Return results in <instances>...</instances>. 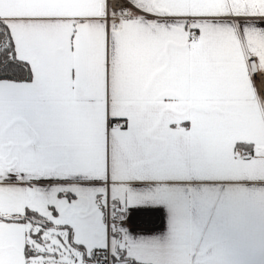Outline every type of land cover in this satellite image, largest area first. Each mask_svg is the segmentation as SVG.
<instances>
[{
	"label": "snow or ice",
	"instance_id": "snow-or-ice-1",
	"mask_svg": "<svg viewBox=\"0 0 264 264\" xmlns=\"http://www.w3.org/2000/svg\"><path fill=\"white\" fill-rule=\"evenodd\" d=\"M190 180L264 203V0H0V264H221Z\"/></svg>",
	"mask_w": 264,
	"mask_h": 264
},
{
	"label": "crops",
	"instance_id": "crops-1",
	"mask_svg": "<svg viewBox=\"0 0 264 264\" xmlns=\"http://www.w3.org/2000/svg\"><path fill=\"white\" fill-rule=\"evenodd\" d=\"M255 184L183 181L180 190L205 196L193 219L221 249V264H264V203ZM163 233H148L162 235Z\"/></svg>",
	"mask_w": 264,
	"mask_h": 264
}]
</instances>
